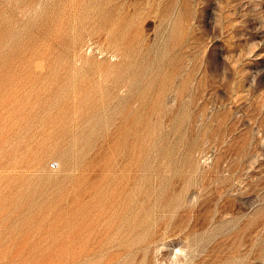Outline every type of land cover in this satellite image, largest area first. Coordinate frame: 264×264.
Here are the masks:
<instances>
[{
  "label": "rangeland",
  "instance_id": "rangeland-1",
  "mask_svg": "<svg viewBox=\"0 0 264 264\" xmlns=\"http://www.w3.org/2000/svg\"><path fill=\"white\" fill-rule=\"evenodd\" d=\"M0 264H264V0H0Z\"/></svg>",
  "mask_w": 264,
  "mask_h": 264
}]
</instances>
